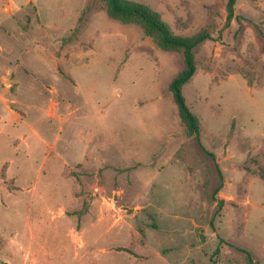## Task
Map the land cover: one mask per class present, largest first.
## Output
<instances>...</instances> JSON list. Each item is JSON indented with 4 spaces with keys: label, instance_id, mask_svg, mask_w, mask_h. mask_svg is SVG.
I'll use <instances>...</instances> for the list:
<instances>
[{
    "label": "rangeland",
    "instance_id": "1",
    "mask_svg": "<svg viewBox=\"0 0 264 264\" xmlns=\"http://www.w3.org/2000/svg\"><path fill=\"white\" fill-rule=\"evenodd\" d=\"M128 1L210 35L182 87L200 134L183 50L142 22L0 0V264H264V0Z\"/></svg>",
    "mask_w": 264,
    "mask_h": 264
},
{
    "label": "trees",
    "instance_id": "2",
    "mask_svg": "<svg viewBox=\"0 0 264 264\" xmlns=\"http://www.w3.org/2000/svg\"><path fill=\"white\" fill-rule=\"evenodd\" d=\"M235 3L236 0H228L227 7L230 14H233ZM108 7L110 14L116 18L123 21L135 19L142 22L149 32L156 34L157 43L163 49L179 48L183 50L185 66L181 73L171 82L170 89L173 91L180 116L186 122L190 132L195 135L200 134L198 117L186 104L185 97L182 93V87L192 78L196 70L193 55L194 48L205 39L209 38L210 35L208 33H200L193 38L174 35L169 26L160 19L156 12L149 6L139 2L108 0ZM239 249L246 253L249 264H255L249 250L243 248ZM218 251L219 248H217L216 252Z\"/></svg>",
    "mask_w": 264,
    "mask_h": 264
}]
</instances>
